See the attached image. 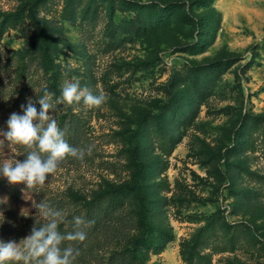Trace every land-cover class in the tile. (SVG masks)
Instances as JSON below:
<instances>
[{"label": "rangeland", "instance_id": "374dc122", "mask_svg": "<svg viewBox=\"0 0 264 264\" xmlns=\"http://www.w3.org/2000/svg\"><path fill=\"white\" fill-rule=\"evenodd\" d=\"M26 7L55 30L61 89L78 80L108 97L79 106L113 162L59 167L48 186L91 198L125 183L117 199L172 237L147 251L151 264H264V0H0V12ZM31 15L5 30V47L29 46ZM12 156L5 147L0 163ZM13 186L0 187L3 207L35 213L34 192Z\"/></svg>", "mask_w": 264, "mask_h": 264}, {"label": "trees", "instance_id": "16d2710c", "mask_svg": "<svg viewBox=\"0 0 264 264\" xmlns=\"http://www.w3.org/2000/svg\"><path fill=\"white\" fill-rule=\"evenodd\" d=\"M133 6L129 5L127 8H135ZM145 6L143 4L137 5L139 8ZM33 9L34 7H26L17 11L0 12V121L5 131L10 114L13 112L23 114L21 105H26L28 98L33 100L34 105L39 110L37 98L43 95L45 89L54 93L55 97L61 93L59 76L62 70L59 64L54 62L53 47L56 46L52 44V34H55V30L51 27L44 28L42 20V24L39 23L32 11ZM25 11L33 14L31 18L37 22L31 43L26 48L5 47L2 41L3 33L12 22L18 21L25 15ZM213 12L217 13L215 9ZM219 23L220 18L217 17L212 27L213 36L219 27ZM208 43L203 44V47ZM28 57L30 60L37 58L38 65L45 75V82L42 85L38 82L41 77L36 75V69L31 70L28 66ZM76 106L58 105L52 115L59 127L65 132V139L70 145L85 150L92 146V153L85 155L82 159L68 156L59 164L58 168L79 169L83 165L93 164L95 160H99L97 167H107V164L109 165L113 161L103 158L102 150L94 141L95 137L88 131L86 116L82 113L81 107ZM24 158V155L16 156V159L19 160ZM51 176L52 174L48 176L42 188L34 192V199L36 203L43 200L52 207L63 210L66 222L59 225V230L62 233L71 231L70 222L73 216H83L86 220L93 222L86 229L87 238L85 241L74 245L78 247L80 253L76 264H151L146 256L147 251L151 248L159 251L172 238L171 236H160V230L151 229L148 232L144 225V219L138 217L133 210L126 209L123 203L117 199L116 195L126 191L125 183L116 185L111 189H103L96 192L91 198H85L72 190L66 194L54 191L48 186ZM5 183H7V179L0 177V187L6 188L7 193L15 192L13 185L7 184L5 186ZM130 189L133 190V187ZM0 205L3 207V203ZM34 209L36 210L35 213L17 215L10 207H3V215L7 214L8 216L6 218L4 216V222L0 224V240H14L19 243L21 239L29 235L35 220L41 221L37 209ZM8 217L11 219L10 222H8ZM139 228L140 231L135 234V230ZM121 242L124 243L120 244ZM113 244H119L120 247L105 254L106 249Z\"/></svg>", "mask_w": 264, "mask_h": 264}, {"label": "clouds", "instance_id": "9594fccd", "mask_svg": "<svg viewBox=\"0 0 264 264\" xmlns=\"http://www.w3.org/2000/svg\"><path fill=\"white\" fill-rule=\"evenodd\" d=\"M141 2L150 3L151 0ZM54 97V93L45 89L43 95L37 98L39 110L33 100L28 98L27 104L21 105L23 114L11 113L6 122L7 130L0 129V152L8 147L13 154L0 163V177L6 178L9 184L23 183L25 188L36 192L68 156L82 159L85 155H91L92 146L85 150L67 142L65 132L52 113L58 105L83 104L87 109L99 108L107 101V95L104 92L96 94L88 86L81 87L76 80L66 81L60 95ZM19 155L25 158L16 159ZM4 202L6 198L0 200V203ZM33 205L41 221L35 220L30 234L19 243L0 240V264H76L80 253L74 245L85 241L86 229L93 222L83 216H73L70 222L72 230L62 233L59 225L66 222L63 210L43 200L39 203L33 201ZM4 219L0 211V224Z\"/></svg>", "mask_w": 264, "mask_h": 264}]
</instances>
